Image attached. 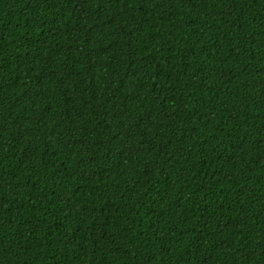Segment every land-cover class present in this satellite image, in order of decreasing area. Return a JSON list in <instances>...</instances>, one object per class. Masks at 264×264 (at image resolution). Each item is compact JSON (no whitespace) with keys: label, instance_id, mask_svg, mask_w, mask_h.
<instances>
[{"label":"trees","instance_id":"1","mask_svg":"<svg viewBox=\"0 0 264 264\" xmlns=\"http://www.w3.org/2000/svg\"><path fill=\"white\" fill-rule=\"evenodd\" d=\"M0 264H264V0H0Z\"/></svg>","mask_w":264,"mask_h":264}]
</instances>
